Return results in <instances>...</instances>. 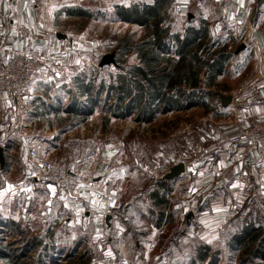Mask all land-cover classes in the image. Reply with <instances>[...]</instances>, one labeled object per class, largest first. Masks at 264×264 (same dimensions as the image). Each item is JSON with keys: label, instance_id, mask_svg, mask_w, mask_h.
Instances as JSON below:
<instances>
[{"label": "rangeland", "instance_id": "obj_1", "mask_svg": "<svg viewBox=\"0 0 264 264\" xmlns=\"http://www.w3.org/2000/svg\"><path fill=\"white\" fill-rule=\"evenodd\" d=\"M94 3L98 5L91 6L94 12L104 6L102 2L101 5ZM53 13L50 10L48 18ZM214 20L209 21L212 35H221L226 40V50L234 54L225 66L223 82L214 90L218 92L227 87L226 78L237 75L241 82L249 73L246 63L258 61L262 52L256 49L249 55L248 39L241 32H235L221 17ZM50 24L54 29L69 33V41L74 45L72 64L63 66L60 73L35 75L34 79L41 77L42 85L35 84L38 78L32 80L22 118L12 114L9 100H0V144L9 139L16 141L6 153L5 170L0 169V223L6 224L0 225V246L13 251L25 264L41 263V254L27 248L19 231L10 225L15 222L25 230L27 237L36 236L53 244L54 250L49 251V256L43 255L44 264H71L87 254L84 264H197L194 259L204 246H209L211 252H219L216 264H264V259H244L247 248L229 245L244 226L252 225L264 235V198L253 189L258 182L238 191L235 198L231 196L228 204L227 190L223 187L224 193L218 189L221 182L196 180L184 172L176 179L171 195L175 208L171 223L150 233V227L146 228L141 216L150 205L147 198L150 188L137 199L142 189L163 179L182 161L197 166L205 156L202 144H206L209 151L211 137L216 135L214 124L216 128L219 122L214 116L222 111L220 102H211L215 109L213 114L197 107L158 115L151 123L138 122L137 112L117 117L121 111L115 106L114 98L107 97L100 83L102 80L109 83L117 73H122L123 63L125 66L137 63L135 53L127 54L129 42L123 41L130 37L139 42L144 37L143 27L108 18L60 17ZM111 53H116L117 66L101 69L103 56ZM57 74L62 77L56 78ZM83 78L92 79L93 96L98 99H91L95 103L88 102L87 107L84 99L70 104L79 86L84 84ZM36 105L40 110L35 109ZM74 106L82 112L86 110V114L79 117L69 114L67 108ZM45 107L54 114L46 115ZM227 116L222 118V125L230 120ZM29 145H34L39 152L49 153L55 165L95 179L98 187L95 190L110 199L107 209L98 214L96 210V213L90 211V206L84 202L77 205L78 209H70L57 200L50 185L31 178L27 158ZM180 150H186L187 154H180ZM217 201L225 203L221 214L213 213L216 208L212 210ZM130 204L132 210L128 213L124 209ZM199 206L203 208L201 212ZM116 211H125L122 219L130 222L131 227L143 226L142 232L148 233L147 237L131 240L125 236L124 228L118 231L106 228L105 215L112 216ZM190 213L193 220L186 227ZM113 222L112 217L111 226ZM3 263L0 258V264Z\"/></svg>", "mask_w": 264, "mask_h": 264}, {"label": "trees", "instance_id": "obj_2", "mask_svg": "<svg viewBox=\"0 0 264 264\" xmlns=\"http://www.w3.org/2000/svg\"><path fill=\"white\" fill-rule=\"evenodd\" d=\"M173 2L174 0H154L153 4L103 3V8L95 12L92 11L91 6H98L96 4L63 10V13L69 16L88 19L108 18L143 27L144 37L139 42L132 41L130 37L123 41L129 42L130 52L127 54L135 53L137 63L132 66H125L123 63L120 67L122 73H117L109 83L104 80L100 83L107 97L114 98L115 106L121 111L116 115L117 117L137 112L138 122L151 123L158 115L173 111H190L197 107H202L207 113L213 114L215 109L211 102L215 100L220 102L214 90L218 89L217 80L225 74V66L234 54L226 50L227 47L224 45L226 40L221 35H212L211 26L204 18L195 16V13L192 16L189 14L182 16L179 12H175ZM83 81L84 84L79 86V93L75 94L70 104L84 99L87 107L89 103L98 100L93 96L92 79L83 78ZM77 108L74 106L73 109L71 107L67 109L69 114H76V117L86 114V110L82 112ZM219 116L214 118L219 119ZM14 143V139H9L4 144H0L4 148L5 158ZM6 166L7 159L4 168ZM4 168L2 171L5 170ZM176 181L165 178L155 180L150 187L142 189L137 197L141 199L150 188L147 196L150 205L147 213L141 215L145 220L146 228L150 227V233L154 229L169 225L174 218L175 208L171 195ZM125 208L124 210L129 213L132 204ZM199 210L201 212L203 208L199 206ZM125 211H116L112 215L113 220L115 219L111 226L112 231L124 228L125 236L131 240L147 237L148 233L142 232L143 226L131 227L130 222L123 221L122 216ZM191 220L193 217L186 220V227L190 225ZM0 225L6 224L0 223ZM10 225L19 231L21 240L27 244V248L37 250L41 254L40 260L44 264L43 255L49 256V251L54 250L53 244L36 236L27 237L25 230H22L18 223L10 222ZM253 227L244 226L229 242L231 247L244 250L247 248L246 256L243 257L250 261L256 258L264 259V235ZM0 254L3 264H25L18 255L6 247L0 246ZM87 255L79 257L71 264L86 263ZM218 256V251L211 252L209 246H204L198 250L194 262L216 264Z\"/></svg>", "mask_w": 264, "mask_h": 264}, {"label": "crops", "instance_id": "obj_3", "mask_svg": "<svg viewBox=\"0 0 264 264\" xmlns=\"http://www.w3.org/2000/svg\"><path fill=\"white\" fill-rule=\"evenodd\" d=\"M96 1L99 5L101 2L104 4L154 3V0H0V58L7 49L21 48L30 43L36 46L37 54L44 61V68L39 75L60 73L63 66L72 64L74 56L71 49L74 45L72 41H69L67 31L54 29L50 23L60 17L87 20L88 18L66 15L63 10L71 7H89ZM172 6L175 12L181 15L192 16L195 13V16L204 18L208 23L216 17H221L234 27L235 32H241L243 37L248 39L249 55L255 53L256 49L262 52V57H259L258 61L250 60L246 63L249 73L241 82L235 77L237 75L226 78L227 87L216 92L218 97L221 94L233 98L231 104L224 108L219 97L222 111H220L219 122L216 123L217 127L215 128V124L213 127L216 135L211 137L209 151L206 144H202L205 156L195 167L192 165L194 163L182 162L185 164V173L195 177L196 180L221 182L218 184V189L224 193L225 189L227 190L226 203L228 204L229 199H232L231 196L235 198L238 191L242 192L255 182L259 185L253 186V189L264 198V151L250 141L242 143L231 141L254 122L264 118V0H174ZM50 10H53L54 15L48 18ZM205 10H208V13H204ZM211 16H213L212 19ZM209 25L212 27V23ZM20 35L24 38L23 45L18 40ZM39 75L36 77L38 79L35 78L37 81L35 79L34 81L36 85L41 86L42 81L39 80L42 76ZM61 77L62 74L56 76V78ZM222 77L223 75L217 80L218 88L219 83L221 84L224 80ZM3 99L5 98L0 96V100ZM57 107L56 110H58ZM45 108L46 115L54 114L52 109ZM35 109L40 110L37 105ZM226 113L228 116L225 115ZM226 116L230 117V120L222 125L221 123L224 122L222 118ZM180 151V154H187L186 150ZM238 187L239 190H236ZM53 189L50 186L52 194L55 192ZM89 193H82L81 198H77L79 202L72 205V208L78 209L77 205L86 200L87 205L91 207H89L90 211L96 210L99 214L102 209H107L105 200L99 194ZM224 205L222 201H217L212 205V210L216 208L213 213L221 214L225 210ZM105 227L108 228L106 222Z\"/></svg>", "mask_w": 264, "mask_h": 264}, {"label": "built area", "instance_id": "obj_4", "mask_svg": "<svg viewBox=\"0 0 264 264\" xmlns=\"http://www.w3.org/2000/svg\"><path fill=\"white\" fill-rule=\"evenodd\" d=\"M18 40L23 45L24 38L21 35ZM36 50V46L29 43L21 48L7 49L0 58V96L11 102V112L19 119L25 110V98L30 84L35 75L44 68V61L40 59ZM231 141L233 143L250 141L264 151V118L254 122ZM27 158L31 178L52 186L56 199L61 200L67 208L71 209L72 205L78 203L77 198H81L82 193L89 192L99 194L105 200V206H109L110 199L95 190L98 189L95 179L55 165L49 153L39 152L34 145L27 147ZM83 202L88 203L86 200Z\"/></svg>", "mask_w": 264, "mask_h": 264}, {"label": "water", "instance_id": "obj_5", "mask_svg": "<svg viewBox=\"0 0 264 264\" xmlns=\"http://www.w3.org/2000/svg\"><path fill=\"white\" fill-rule=\"evenodd\" d=\"M244 47H240L237 51V53L240 52V50H242ZM117 66V61H116V53H111V54H106L105 56H103L100 64H99V67L102 69L103 67L105 66ZM219 97L221 98L222 100V106L225 108V107H228L231 102H232V96H224V95H221L219 94ZM5 163H6V158H5V152H4V148L0 145V169H3L4 166H5ZM185 164L183 162L173 166L169 173H167L164 178L167 179V180H174V179H177L178 177H180L184 172H185ZM192 216V214L190 213L188 215V218L187 219H190V217ZM112 218L111 215H106V219H105V222H106V226L108 228H110V219Z\"/></svg>", "mask_w": 264, "mask_h": 264}, {"label": "snow or ice", "instance_id": "obj_6", "mask_svg": "<svg viewBox=\"0 0 264 264\" xmlns=\"http://www.w3.org/2000/svg\"><path fill=\"white\" fill-rule=\"evenodd\" d=\"M53 191H55V190L53 189Z\"/></svg>", "mask_w": 264, "mask_h": 264}]
</instances>
